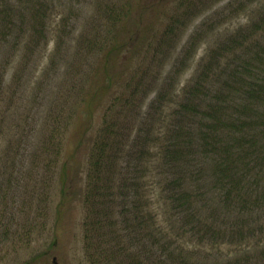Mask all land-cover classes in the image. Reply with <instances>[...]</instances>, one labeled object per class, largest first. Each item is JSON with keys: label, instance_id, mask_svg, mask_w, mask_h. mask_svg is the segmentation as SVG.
<instances>
[{"label": "rangeland", "instance_id": "374dc122", "mask_svg": "<svg viewBox=\"0 0 264 264\" xmlns=\"http://www.w3.org/2000/svg\"><path fill=\"white\" fill-rule=\"evenodd\" d=\"M49 2L45 40L30 47L26 42L18 46L15 40L9 44L0 42V76L4 81L0 82V214L4 213L0 216V264H53V257L58 264H89L82 231L87 141L78 150H75V145L84 129L85 132L89 129L87 140L96 133L102 124L103 110L117 93L119 85L127 83L132 75L143 74L144 70H150L147 79L150 90L141 104L134 106L144 116L147 126L144 121L136 123L135 128L131 125L133 137L128 145L135 143L137 129L150 130L154 155L153 163L146 171L149 177H144L147 187L143 196L144 199L148 196L150 205L146 211L156 218L160 232L164 230L174 235L173 229L176 232L181 224V219L176 216L181 201L175 198L180 191L181 170L185 175L182 180L188 181L189 190L196 196L203 193L192 200L190 220L198 221L199 227L230 225V229L236 232L232 238L235 247L221 245L224 254L234 257L244 248H263L264 199L256 202L254 207L250 202L257 197L264 198V183L252 185L249 194L244 191L249 196L251 207L245 209V213L241 214L242 208L236 205L228 209L223 203L222 191L215 189L213 182V154L201 150H209L213 146L208 142L204 146L199 135L209 131V124H221L223 121L220 119L229 124V114L243 115L241 109L250 106L252 101L258 111L264 110V105L258 100H249L247 96L237 102L226 101L225 94L229 89L225 81L230 79L226 73L230 71H221L209 64L214 61L223 67L229 58L235 64H243L244 58H251V54L246 56L243 50L254 37L264 42V0ZM111 2L124 8L128 15L126 23L117 25L121 32L115 46L111 43V36L103 30L102 22L99 23L104 13L101 15L98 7ZM3 7L0 4V22L5 16ZM35 8L23 0L21 6L14 7L17 12L11 13L15 25L18 21L26 23L27 39L30 28L36 23L32 14ZM20 9L24 13L22 19L18 15ZM99 24L96 35L95 28ZM10 28L19 31L13 25ZM244 32L247 37L242 35ZM94 36L95 43L108 45L100 50L95 46L94 50L90 49ZM163 36L165 41L157 45ZM232 39L238 40L237 45L231 42ZM111 44L115 52L110 55ZM257 64L258 61L254 60L253 65ZM207 65L211 68L207 69ZM233 67L231 65V69ZM249 69L254 77L253 83H264V66L263 69L257 66ZM239 73L247 80L248 72L240 69ZM198 81L203 82L201 91L207 93L203 97L206 103L202 105V114L197 119L193 115L181 118L186 110L184 105L191 103L196 95L190 90L197 89ZM97 89L104 90L103 101L96 106L87 126L85 118L95 103L90 109H85L82 96H89ZM249 90H246L247 95ZM159 96L164 97L162 103H157L150 110ZM130 113L132 116L135 114ZM149 113L151 115L146 120ZM235 120L238 121L237 118ZM179 129L192 132V145L201 147L197 153L199 159L185 162L187 168H165L161 149L165 144L183 146L186 135L181 133L183 136L173 139L176 132H181ZM219 129L224 133L235 131L230 125H217ZM50 136H54V145L63 147L56 162L41 154L42 144ZM138 146L140 148V144ZM253 165L249 166L253 173L248 171L242 175H253L256 172ZM243 166L244 163L237 168L241 170ZM190 173L194 177L192 180ZM183 215L188 216L186 211ZM233 221L237 223L232 227ZM245 222L248 223L243 224ZM241 223L245 239L237 235ZM181 242L189 250H193L197 243L188 236ZM209 247L202 246L201 250Z\"/></svg>", "mask_w": 264, "mask_h": 264}, {"label": "trees", "instance_id": "16d2710c", "mask_svg": "<svg viewBox=\"0 0 264 264\" xmlns=\"http://www.w3.org/2000/svg\"><path fill=\"white\" fill-rule=\"evenodd\" d=\"M49 1L25 0L26 3L36 6L35 12L32 13L36 18V23L30 28V37L27 39L26 31H24L26 23L18 21L15 25L16 21H14L11 14L17 12L14 7L16 5L21 6L23 0H0V4L4 5L3 11L5 13L2 22H0V42L9 44L15 40L18 46L26 42L27 46L30 47V45H37L45 40L46 13L51 7ZM98 9L101 15L104 13L103 20L99 23L102 22L103 30H106L109 37L111 36V43L113 42L115 46L121 32L117 25L126 23L128 15H126L124 8H119V5L113 2L108 5L106 3L100 5ZM18 15L20 19L24 17L21 9L18 10ZM262 22L264 23V14L262 15ZM12 25L17 27L19 31L16 32L10 28ZM99 26L101 25L99 24L98 28H95L97 30L96 35L99 32ZM259 29L257 27V30ZM170 31L173 33L174 29L171 28ZM242 35L247 37L246 32ZM95 36L92 38L93 42L89 44L90 49L94 50L95 46L96 50H100L108 45L95 43ZM164 41L165 36L157 42V45L159 42ZM231 42L237 45L238 40L232 39ZM113 45L110 49V55L115 52ZM254 46L256 47L255 50ZM243 51H246V56L251 54V58H244L243 64H235L236 62H233L230 58L223 67L214 61L209 64H213L221 71H230L226 73L230 77L225 81L227 89H229V92L225 94L226 101L237 102L247 96L249 100H258L259 104L264 105V83H253L254 77L249 69V67L256 66L263 69L264 42L259 40L258 37H254L253 42L244 46ZM254 60L258 61L257 65H253ZM231 65L234 66L233 69H231ZM209 68L211 67L207 65V69ZM240 69L248 72L247 80L245 75L240 76ZM105 73L107 74V70H105ZM140 75H132L127 83L119 85L117 93L115 92L116 94L111 97L105 110H103L102 124L96 133H93V137L87 140L86 135L89 129L86 132L84 129L83 132L79 133V139L75 145V150H78L84 144L83 142L87 141V171L83 191L85 216L82 225L87 262L89 264H264V247L255 250H252L254 247L244 248L239 251L241 254L236 250L237 255L234 257L221 251V245L231 244V246H236L235 241L232 240L236 232L232 231L231 226L226 225L225 222L224 227L211 224L199 227L198 221L193 222L190 220L189 211L191 210L192 200L203 193L196 196L193 191L189 190L188 181L184 182L182 180L185 175L181 170H179L180 191L175 196L177 201H181L177 206L179 212L176 214L181 219V224L176 232L173 229L174 235L172 233L170 235L169 232L164 230L160 232L156 218L150 215L149 211H146L149 209L150 204L148 196L146 195L145 199L143 196V192L145 193L144 188L147 187L143 181L144 177H149L146 171L149 169V165L153 163L152 157L154 155L152 154L154 144L151 140L150 130L148 128H146V131L142 128L137 129L138 136L135 143L131 146L128 145L129 140L133 137V127L135 128L136 123L144 121L147 126L144 116H141L137 106L134 105L139 104V102L141 104L142 99L150 90L147 82L150 70H144L143 74ZM0 82H4L3 76H0ZM122 82L126 81L122 80ZM198 82L200 83H198L197 89L190 90V93L195 92L196 95L193 96L191 103L188 102L184 105L186 110H184V115L181 118H188V116L193 115L194 119H197V116L202 114L200 113L202 105L206 103L203 97L207 93L201 91L200 85L203 82ZM247 82L248 86H246ZM254 86L256 88H253ZM247 89H250L248 95ZM103 91L97 89L93 94L91 91L89 96H82L84 98V101L81 100L83 101L82 106L85 109H90L91 105L95 103L85 118L87 126L90 125L91 117L97 109L96 106H99L103 101ZM163 98L161 96L157 97L150 110L154 109L157 103H162ZM249 105L241 109L245 115H232L231 113L229 114L231 118H227L229 124L227 121L220 119L227 124L223 122V124H209V131L201 132L199 135L203 139L204 146L207 142L210 146H213L209 150L200 148L204 153L206 151L212 153L215 159L212 167L215 189L222 191L223 194L220 196L224 199L223 203L226 204L228 209L235 208V205L240 206L242 208L239 209L241 214L245 213L243 212L245 209L251 208L250 203L254 207L256 202L264 199L257 197L254 198L255 201L249 203V196L244 194V191L249 194L252 185H257L258 182L264 183V110L262 112L258 111L254 101ZM130 112H135V114L132 116ZM150 113L146 120L151 115ZM243 116L245 118H242ZM217 125H230L235 128L233 129L235 131L220 132L221 127L217 130ZM179 130L181 132H176L173 139L183 136L181 133L186 135V138L182 141L183 146L181 144H165L164 149H161L163 150L165 168H187L185 167L188 165L187 162L199 159L197 153L200 148L192 145V132L190 130ZM53 138L54 136H50L44 141L41 154L49 156L48 159L56 162L60 158L63 147L54 145ZM201 146L203 147V144ZM249 161L250 164L254 163L253 166L256 167V172L247 177L242 174L248 171L253 173V168L249 169ZM242 163H244V168L239 170L240 168L237 167ZM191 176L192 173L189 174V178L192 180L194 177ZM185 211L188 216H182ZM0 216H4V213L2 212ZM236 223V221H233L232 227ZM246 223L248 222L243 224ZM243 224L239 225L240 230H238L237 235L244 236L245 239V233L241 228ZM247 229L250 232L254 231L250 228ZM185 236L196 240L197 243L193 250L185 248L181 242ZM202 246L210 247L208 250L203 248L202 251ZM202 253L203 256H201Z\"/></svg>", "mask_w": 264, "mask_h": 264}, {"label": "water", "instance_id": "95a60500", "mask_svg": "<svg viewBox=\"0 0 264 264\" xmlns=\"http://www.w3.org/2000/svg\"><path fill=\"white\" fill-rule=\"evenodd\" d=\"M52 263H53V264H58V261L56 260V257H53V258H52Z\"/></svg>", "mask_w": 264, "mask_h": 264}]
</instances>
